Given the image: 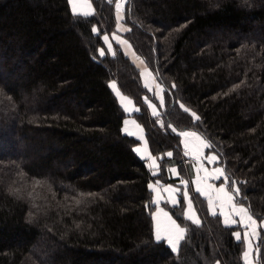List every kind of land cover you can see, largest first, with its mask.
Instances as JSON below:
<instances>
[{
	"label": "trees",
	"instance_id": "1",
	"mask_svg": "<svg viewBox=\"0 0 264 264\" xmlns=\"http://www.w3.org/2000/svg\"><path fill=\"white\" fill-rule=\"evenodd\" d=\"M115 2L93 0L85 16L69 0H0V264H244L237 227L192 187L200 224L180 195L164 205L186 240L177 253L156 241L148 185L187 169L179 131L195 130L264 219V0H127L125 34L167 93L163 125L138 67L102 39L117 28ZM113 83L139 107L152 154L174 153L158 174L124 132Z\"/></svg>",
	"mask_w": 264,
	"mask_h": 264
},
{
	"label": "rangeland",
	"instance_id": "2",
	"mask_svg": "<svg viewBox=\"0 0 264 264\" xmlns=\"http://www.w3.org/2000/svg\"><path fill=\"white\" fill-rule=\"evenodd\" d=\"M91 1L93 3V0H91ZM117 3L120 4V8L119 9L116 8V4ZM93 6H94V4H93ZM115 8H116V19H117L118 16L120 17V19L119 20L117 19V28H116V30L113 33L107 34L108 37H109V40L107 42H105L107 44V46H108V44H111L112 45V49H111L112 54H114L116 52L115 49H116V46L117 45L120 46V48L123 50L121 44L118 41H120L122 39H126V40H128L130 42V40L128 39V37L125 34V33H127L130 30V27L125 23V14L127 12V0H116V2H115ZM130 43H131V47H132L131 49L135 52L134 54H136V56H137L136 57L137 58L136 59V62H135V59H133V57L130 58L128 55L127 56L131 59V61L140 70V75H141V79H142L143 85L145 86V88L147 90V92H146V94L144 96L145 103H146V105H147L150 113L153 116H155V117H157L159 119V124L160 125H163L164 120H163V117H162V110L166 107V104H167V93H166L165 87L158 80V77L156 76L155 72L150 67V65L146 62V60L140 54L137 53V51L135 50L132 42H130ZM134 58H135V55H134ZM113 84L115 85V83H113ZM116 86L117 85H115L114 88H117ZM115 90L117 91V89H115ZM127 97H129L134 102V100L130 96L127 95ZM161 97H163V104H161ZM149 105H151L152 107H150ZM134 106H136V107H134ZM134 106H132L131 109L128 107V110L132 112V114L131 115L128 114V116L129 117L130 116L133 117L132 118V121H131V123H133V127L136 126V124H138L139 126L141 125L139 123V121L136 119V117L133 115L135 112H137L139 110V107L136 104ZM132 108H134V110H132ZM135 110H137V111H135ZM154 112H155V115L153 114ZM189 112L191 113L193 111L191 109H189ZM188 130H190V129L181 130V131H179V133L180 132H183V131H188ZM195 132H198V131H195ZM199 134H201V133H199ZM144 135H143L144 138H145L144 140H146L147 143H148V140L146 138V134H144ZM138 140L140 142L137 145H139L141 143V140L139 138H138ZM180 141H181V146H182L181 148H182V152H183V156H184V161H182V162H183V164H186L187 169L186 168L181 169L178 164H175V165L178 166V170H179L180 175L182 177L173 178V179H176V181H173V182L172 181H170V182H164L161 179H157V180H160V183L162 181V182L166 183L167 185H170L171 184V186L175 188V192L178 195V202H179V199H180V195H182V193L184 191H188L189 198L191 199L190 188L192 187L193 189H195L194 184H193V179H192V177L194 176V172L192 171L193 170L192 167H193L194 159L192 158V160L190 161V159H188L189 158V155H185L184 154L188 150L184 148V145H183V136H181V135H180ZM148 147H149V144H148ZM168 152H171L172 153V156L171 157L174 156L173 151H167V153ZM167 153L166 154H159V155H154V154L152 155L151 158H153L156 161L155 165H153V167H152L153 169H155L154 170V173L155 174H158L160 172V170L162 168V161H163L164 157L167 156ZM210 155H218V160L216 162H211L210 163L208 161V159H207V157L210 156ZM138 156L141 157L139 154H138ZM199 159H200V162H201V166L204 165L207 168H215V169L218 168V167H220V168H223L224 169V167L221 165L220 155L214 149H212L211 147L210 148H203L202 149V156H200ZM183 172H185V173L183 174ZM200 173L201 174L202 173H207L209 175L208 176V179H209L210 183L213 184V186L215 187V189H218L221 186H225L227 191L232 192V191H230L229 186H228L229 179L227 181H225L224 178L214 179V176L216 175L215 170L203 169V170L200 171ZM168 176H169V174H168ZM181 179L188 181L189 182L188 185L185 186V185L181 184V182H179ZM177 190H179V192H177ZM165 198H166V195L164 194L163 197H162V200H165ZM236 199H237V197L234 195V201ZM239 201H240V199H239ZM164 202H163L162 206L164 208L168 209L166 207V205H164ZM192 204H193V202H192ZM223 204H227V202H226V199L223 197V194L221 193L220 199H218V201H217V205L219 207H222ZM160 206H161V204H160ZM240 206H243V207L249 209V207L245 203H243L241 201H240V203L237 204V207H240ZM186 209H187V200H186V206H185V210H184L185 213H186ZM228 209H229V212H231V208L229 206H228ZM232 216H233V218L236 217L237 218V222L239 223V217L236 216L235 214H232ZM253 217L257 220V229H258V232H259V233L257 232L259 234L258 238L261 239L262 230L264 229V219L257 218L254 215H253ZM192 219L193 220H196L197 218L195 216ZM159 223L161 225V228H163L166 225L163 221H160ZM235 226L237 227V230L236 231L240 232L241 235H242L241 237L243 238V234H244V230H245L244 227H243V225L237 224ZM161 235L163 236V232L161 233ZM179 247H180V245H179ZM245 249H246V245L244 243V251H245ZM259 257H260V247H259V252L258 253L253 252V259L256 260L257 264H260L259 263Z\"/></svg>",
	"mask_w": 264,
	"mask_h": 264
},
{
	"label": "snow or ice",
	"instance_id": "3",
	"mask_svg": "<svg viewBox=\"0 0 264 264\" xmlns=\"http://www.w3.org/2000/svg\"><path fill=\"white\" fill-rule=\"evenodd\" d=\"M70 4L74 3V0H69ZM116 8L119 9L120 8V4L117 3L116 4ZM73 12L75 13V8H73ZM83 15L87 16L89 15V13H83ZM117 19L119 20L120 17L118 16ZM92 31L94 33L97 32L96 28H93ZM103 41L107 42L109 40L108 35H103L102 37ZM112 49V45L108 44V50L111 51ZM100 56H104L105 53L103 50H101L99 52ZM239 85H237L238 87ZM111 87H115V85H111ZM173 87H175V85H173ZM161 104H163V97H161ZM150 107H152L151 105H149ZM181 109H183V111L185 113L189 112V109L187 107H185L182 103L179 105ZM155 115V112L153 113ZM191 116L195 118L196 121H199V117L197 116V114L195 112H191ZM173 132L176 131L175 128L172 129ZM181 136L183 137H196L197 140L200 141V144L202 145L203 148H210L212 147V145L201 139V137L199 135H197L196 132H189V131H183L179 133ZM128 135H132L131 133H128ZM184 147L187 148L188 144L185 141L184 143ZM135 152L139 153L140 149L136 148L134 149ZM185 155H188V152L184 153ZM167 155L169 157L172 156L171 152H168ZM202 155V154H201ZM197 159H199V157H197ZM208 161L211 162H216L218 160V155H210L207 157ZM153 165H155L156 161L153 159L152 160ZM173 173L177 172V169L173 168L172 169ZM215 173L216 175L214 176V179H221L224 178L225 181H227L229 178L226 175V170L223 168H216L215 169ZM155 174V173H154ZM157 184H159V181L156 182ZM188 181L186 180H182L181 184L187 186L188 185ZM232 188L233 191L229 192L226 190L225 186H221L218 189H215V191L219 194L222 193L223 197L226 199L227 205L231 208V212L228 214H223L224 218H223V224L226 227H231L236 225L238 222L236 219L232 218V214H235L236 216L239 217V224L243 225L244 227V234H243V238L241 237V233L238 231H234L232 233L233 237L235 238V240L237 241V243H245L246 245V250L242 253L245 264H253V261L249 259L250 255L253 254V252L258 253L259 252V247H260V243L264 242V239H260L257 238V220L253 217V215L250 213V210L248 208H245L243 206L237 207V204L240 203L238 197L240 194V187L236 184L235 181L232 182ZM149 189L152 190L153 192H156V188L153 184L149 183L148 185ZM209 187L211 188L212 186L209 185ZM164 191H170V189L165 188ZM196 192L201 193L202 195L207 197V203L209 205V209L211 211V214L213 216H216L217 213L215 210H213V204L214 201L212 199V197L207 193L204 192L201 188L196 187L195 189ZM177 192H179V190H177ZM92 195V194H89ZM234 195L237 197V199L234 201ZM182 199L187 200V210L190 212L192 210V200L189 198V193L188 191H184L182 193ZM217 199H220L219 196H217ZM77 203H80L79 200H77ZM153 203H155L156 205H159L160 200L156 199L153 201ZM171 203L173 205V207H176L178 205V200L173 198L171 200ZM161 213H163V215L165 217H167L168 223L161 228V225L159 223V221L157 220V224H156V228H155V240L156 241H162V240H166L167 244L169 246H171V251L173 253H177L179 250V245L181 244L182 241L186 240V228L182 227L180 224L177 223L176 219H173L172 216H169V214L167 212H164L163 209H158V211L156 213H154V217H158ZM185 218L192 221V216L187 215V212L185 213ZM193 223L199 225L200 224V220H194ZM163 232V236L161 235V233ZM254 238L257 239L256 243H253ZM252 250V251H250Z\"/></svg>",
	"mask_w": 264,
	"mask_h": 264
},
{
	"label": "crops",
	"instance_id": "4",
	"mask_svg": "<svg viewBox=\"0 0 264 264\" xmlns=\"http://www.w3.org/2000/svg\"><path fill=\"white\" fill-rule=\"evenodd\" d=\"M71 7H72V10H73V8H75V13L76 14L83 15V13H89V14H91V13L94 12V6H93V3H92L91 0H74V3L71 4ZM118 42L121 44V46H122L124 52L126 53V55H128L130 58L133 57V59H135V62H136V59H137L136 57L137 56H136V54H134L135 52L131 49L132 48L131 47V43L128 40H126V39H122V40H120ZM134 55H135V58H134ZM115 85H117V84L115 83ZM116 87L117 88H114L113 87L115 93L119 97V99H120L123 107L125 108L126 112L131 115L132 112L128 110V107L131 109V107L135 105L134 102L129 97H127V95H125L124 93H122L120 91V89L118 88V86H116ZM115 89H117L118 92ZM134 107H136V106H134ZM132 110H134V108H132ZM135 111H137V110H135ZM132 118L133 117H131V116L130 117L127 116L125 118L124 127H123L124 132L127 133V134L128 133H131L132 134L131 136H134V137L139 138L141 140V143L139 145H137L135 147V149L136 148H139L140 149V152L138 154L142 158H144V159L147 160L148 165L154 171L155 169L152 168L153 167V163H152L153 158H151L153 154L150 151V148L148 147L147 141L144 140L145 139L144 138L145 131H144V129H143V127L141 125L139 126L136 123H135L136 126L133 127V123H131ZM188 131L189 132H195L194 130H188ZM196 133H197V135H199L201 137V139L207 141V139L202 134H199L198 132H196ZM185 141L188 144V147L187 148L184 147L185 149L188 150V151H186V152H188V155H189V158L188 159H190V161L192 160V158L194 159L193 167H192L193 168L192 171L194 172V176L192 177V179H193V184H194L195 189H196V187H199L204 192H207L212 197V199L214 201L213 210H215L216 213H220L222 215V217L224 218V215L223 214L230 213L229 212V209H228V205L227 204H223L222 207H219L217 205V201H218L217 196L220 197L221 193L218 194L215 191V187L213 186V184L210 183V181L208 179V176L209 175L207 173H202V174L200 173V171L203 170V169L215 170V168H207L204 165L201 166L200 159H197V157L202 156L201 154H202L203 147L200 144V141L196 139V137H192V136H190V137H183V145H184ZM173 168L177 169V172L176 173H173L172 172V169ZM168 172H169V176L172 177V178L182 177L180 175L179 170H178V166L175 165V164L172 165V166H170L168 168ZM182 180L183 179H181L179 182H181ZM157 181H159V184L156 183ZM152 184L155 186V188L157 190L156 192H154V200H156V199H159L160 200V203H159V205H157V210L155 211V213L158 211V209H163V211L164 212H167L169 214V216H172V214L170 213V211L168 209L164 208L162 206V204L165 201L166 203L172 205L171 200L173 198H175V199L178 200V195L175 192V188L172 187L171 184L170 185H167L166 183H164L162 181L160 183V180H156ZM209 185H211L212 187L210 188ZM165 188L170 189V191H167V192L164 191ZM164 194L166 195V198H165V200H162V197H163ZM204 197H206V196H204ZM160 204H161L162 207L160 206ZM186 212H187V215L192 216V218H194L195 216L197 218V213H196V210H195L194 205H193L192 210L190 212L187 209H186ZM172 218L174 219L173 216H172ZM232 218H233V216H232ZM154 219H155V228H156L157 220L159 222L160 221H163L165 224L168 223L167 217H165L163 215V213H161L158 217H154ZM233 219H236L237 220L236 217L233 218ZM237 224H239V223H237ZM258 233H257V238L259 236ZM255 242H257V239L256 238H254V240H253V243H255ZM250 251H252V250H250ZM249 259L253 261V264H257L256 260L253 259V254L250 255Z\"/></svg>",
	"mask_w": 264,
	"mask_h": 264
}]
</instances>
